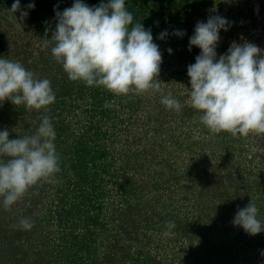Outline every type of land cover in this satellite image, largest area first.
<instances>
[{"label": "rangeland", "instance_id": "1", "mask_svg": "<svg viewBox=\"0 0 264 264\" xmlns=\"http://www.w3.org/2000/svg\"><path fill=\"white\" fill-rule=\"evenodd\" d=\"M83 2L94 6L92 0ZM13 3L0 0V57L49 79L56 100L48 111H29L5 100L0 130L6 128L10 138L33 134L48 115L65 165L56 174L57 183L39 182L9 210L0 198V264H91L75 245L85 228L73 225L84 224L92 214H99V221L90 229L96 251L89 257L99 264H184L192 257L202 264H244L246 255L248 264H256L255 258L264 264V232L248 235L231 223L238 207L250 200L264 222V134L237 138L210 132L201 113L190 106L187 76V66L200 51L194 46L188 50L189 37L197 21L210 15L233 22L219 33L218 55L233 41L242 43L241 37L264 49V0H185L186 12L151 30L163 53L160 91L110 100L70 81L51 54L53 45L43 47L45 29H55L54 7L63 11L73 0H20L21 9L28 11L22 21L19 12L13 14L21 27L8 18ZM29 3L35 5L31 10L26 9ZM165 29L169 36L156 39ZM174 29L185 35H171ZM168 92L180 101L179 113L160 103ZM113 101L114 106L105 107ZM79 137L88 146L81 169L75 149ZM21 217L31 218L34 227L14 228ZM168 221L176 227L164 237ZM220 244L234 258L206 255L205 247Z\"/></svg>", "mask_w": 264, "mask_h": 264}, {"label": "clouds", "instance_id": "2", "mask_svg": "<svg viewBox=\"0 0 264 264\" xmlns=\"http://www.w3.org/2000/svg\"><path fill=\"white\" fill-rule=\"evenodd\" d=\"M34 7V3L26 5L28 10ZM53 11L55 29H45L43 47L53 45L51 54L70 81L102 87L114 96L160 91L163 53L153 42L151 28L134 22L126 0H101L94 6L73 0L71 7L63 11L54 7ZM8 12L9 20L20 27L13 14L19 12L21 21L28 15L20 0H14ZM232 23L220 15L197 21L188 40L189 51L193 46L200 50L195 62L187 66L190 106L201 113V123L212 133L227 132L237 138L264 134V49L241 37L242 43L233 41L218 55L219 33L228 31ZM171 35L182 38L185 31L174 29ZM168 36L165 29L156 39ZM166 51L171 55L173 50ZM5 100L29 111H48L56 96L49 79L37 78L20 62L0 57V103ZM160 103L176 113L182 110L171 92L163 95ZM110 106L114 101L105 103V107ZM55 138L48 115L40 118L33 134L10 138L6 128L0 130V198L5 210L39 182H58L56 174L61 168ZM258 216L259 209L250 200L245 207H238L231 223L254 236L264 232V222ZM13 227L29 231L34 222L21 217ZM175 227L174 221H168L162 235L171 236Z\"/></svg>", "mask_w": 264, "mask_h": 264}, {"label": "trees", "instance_id": "3", "mask_svg": "<svg viewBox=\"0 0 264 264\" xmlns=\"http://www.w3.org/2000/svg\"><path fill=\"white\" fill-rule=\"evenodd\" d=\"M183 2H179L178 0H126V5L128 10L133 14L134 17V22H141L142 25L144 26V28L148 29L151 28V30H156V27L159 26L160 24H165V22H171L172 19H175V16L180 14V11L186 12L185 10V6H184V1L185 0H181ZM105 2V1H103ZM99 3H101V0H92V2H90V5H98ZM37 6V4H36ZM188 14V13H187ZM187 14H183V17H188ZM186 15V16H185ZM158 21V24L154 23ZM51 37V32H50V36ZM82 86L84 85V83L82 82L81 84ZM91 88H93V95H103V97L105 96L106 99H112L115 96L110 93L109 91L103 89L102 87H96V86H90ZM80 90H78L79 92ZM81 92V91H80ZM103 100V99H101ZM95 102V101H94ZM90 130H92L90 128ZM88 132V131H87ZM96 138H99V134H96ZM77 144L78 146L75 147L76 152H79V161H77V165H78V169H81L82 167H85L87 162L84 161L85 155L87 154L86 152H88V146H87V142L82 140L81 137H79V139L77 140ZM57 150V149H56ZM94 153L96 152L93 149ZM97 151H99V149H97ZM84 152L86 154H84ZM103 154V153H100ZM60 157V167L63 166V164L65 165V163H63V155L59 154ZM87 215V214H86ZM86 219L84 220V224H80L77 223L74 224V227H77L79 225L84 226L85 230L82 232V234L79 237V240L76 241L77 248L78 251L80 252L81 255H84V258L82 257V259H86L85 260H89L91 264H99L98 261L94 260L93 258L89 257V256H94L95 254V242H94V238L92 237V235H94L95 232H91L90 229H93V226L97 225L98 221H99V214H92V215H87L85 216ZM74 221V220H73ZM75 222V221H74ZM96 229V227H95ZM94 229V230H95ZM78 236V234H77ZM217 245L215 247H210L208 249V247L204 248V251H206V255H210L209 258H211L212 254L220 257L223 256L225 257L226 260H228V258L232 259L234 258V256L230 257V248H227V246H221ZM263 249V248H262ZM191 253V252H190ZM93 254V255H92ZM205 255V256H206ZM236 256H239V254H235ZM246 255V254H245ZM248 255H246V260L244 261V264H248ZM241 255L239 260H241ZM195 259V261H194ZM205 259L207 260L208 257H204L202 258V260ZM238 259V258H237ZM237 259L235 260V263L237 262ZM256 259V264L260 263L259 258L257 260ZM200 258H193L192 259H184V264H195V262H197L198 264H202L200 263L201 261H199ZM203 260V262L205 261ZM208 264H212L210 262H207ZM234 264V263H233Z\"/></svg>", "mask_w": 264, "mask_h": 264}]
</instances>
